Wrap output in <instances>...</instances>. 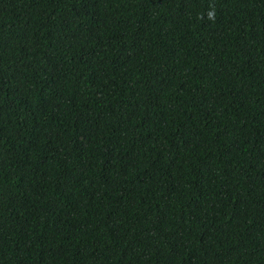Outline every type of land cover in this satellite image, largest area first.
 Wrapping results in <instances>:
<instances>
[{
  "label": "trees",
  "instance_id": "16d2710c",
  "mask_svg": "<svg viewBox=\"0 0 264 264\" xmlns=\"http://www.w3.org/2000/svg\"><path fill=\"white\" fill-rule=\"evenodd\" d=\"M0 264H264V0H0Z\"/></svg>",
  "mask_w": 264,
  "mask_h": 264
},
{
  "label": "clouds",
  "instance_id": "9594fccd",
  "mask_svg": "<svg viewBox=\"0 0 264 264\" xmlns=\"http://www.w3.org/2000/svg\"><path fill=\"white\" fill-rule=\"evenodd\" d=\"M201 19H204V17L201 16ZM207 19L213 20V21L216 19V11L214 8L212 11L207 12Z\"/></svg>",
  "mask_w": 264,
  "mask_h": 264
}]
</instances>
